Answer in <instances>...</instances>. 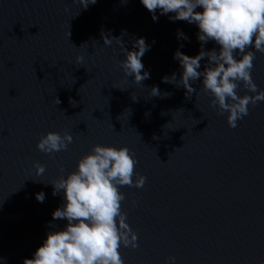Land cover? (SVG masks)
<instances>
[{"label":"water","instance_id":"95a60500","mask_svg":"<svg viewBox=\"0 0 264 264\" xmlns=\"http://www.w3.org/2000/svg\"><path fill=\"white\" fill-rule=\"evenodd\" d=\"M83 6L0 0V261L23 264L48 231L64 226L52 218L62 194L51 184L102 145L127 147L147 178L142 188L120 189L139 244L120 249L125 264H164L168 256L177 264H264V103L229 127L199 80L193 94L180 86L173 57L201 50L194 24L159 13L153 22L139 0ZM141 37L150 45L142 57L150 75L137 83L119 61ZM253 64L264 89V54ZM173 74L176 81H164ZM48 132H67L73 142L50 157L36 148ZM41 191L43 203L35 198Z\"/></svg>","mask_w":264,"mask_h":264},{"label":"clouds","instance_id":"9594fccd","mask_svg":"<svg viewBox=\"0 0 264 264\" xmlns=\"http://www.w3.org/2000/svg\"><path fill=\"white\" fill-rule=\"evenodd\" d=\"M96 2L83 0L82 8L87 9ZM139 2L151 14L153 22L164 15L172 22L185 21L197 27L199 53L192 57L179 50L174 53L173 58L181 68L180 86L193 94L196 89L192 85L199 80L203 91L212 97L211 106L220 114L227 113L229 127H237V122L249 114L250 106L264 103V89L252 78L256 53L264 54V0ZM178 36L187 39L180 30ZM209 41L217 47L205 51L203 45ZM133 47L131 51L123 47L124 59L119 61V67L124 77L141 83L150 75L142 63L150 45L141 37ZM77 59L83 62V57ZM205 59L201 70V61ZM163 79L174 82L176 76ZM241 86L246 90L244 95L238 94ZM152 90V96L160 95L157 87ZM70 102L75 106L74 101ZM72 142L73 137L67 132L63 135L48 132L39 138L36 148L51 157L53 153L66 151ZM136 164L134 154L127 147L93 146L77 161L74 171L51 184L54 196L62 194L61 205L52 213V218L66 223L62 228L48 231L41 245L23 264H125L120 249L135 250L139 244L138 235L122 210L125 195L120 189L123 186L139 189L145 185L147 178L135 171ZM34 167L37 175L46 171L38 162ZM35 198L43 203L45 193H36ZM164 264H177L176 257H166Z\"/></svg>","mask_w":264,"mask_h":264}]
</instances>
